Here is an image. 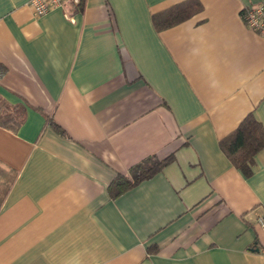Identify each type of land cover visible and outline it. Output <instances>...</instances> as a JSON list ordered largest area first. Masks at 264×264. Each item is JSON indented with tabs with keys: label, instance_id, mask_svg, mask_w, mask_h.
I'll return each instance as SVG.
<instances>
[{
	"label": "crops",
	"instance_id": "0c3cea01",
	"mask_svg": "<svg viewBox=\"0 0 264 264\" xmlns=\"http://www.w3.org/2000/svg\"><path fill=\"white\" fill-rule=\"evenodd\" d=\"M0 0V264H264V148L245 176L220 142L264 128V0ZM68 14V15H67ZM156 17V19H155ZM60 127L57 130L54 124ZM152 178L112 196L146 159Z\"/></svg>",
	"mask_w": 264,
	"mask_h": 264
},
{
	"label": "trees",
	"instance_id": "16d2710c",
	"mask_svg": "<svg viewBox=\"0 0 264 264\" xmlns=\"http://www.w3.org/2000/svg\"><path fill=\"white\" fill-rule=\"evenodd\" d=\"M81 6L82 2L78 8ZM201 9V4L192 0L167 11L159 16L161 20H158L157 17V21L161 24L160 27L168 28L186 21ZM24 117L25 110L23 107H11L0 100L1 127L14 129L21 125ZM54 127L60 130L56 124ZM220 147L233 166L248 176L252 172L256 155L264 148V128L251 114L242 121L233 133L221 140ZM168 161L169 159L160 161L156 157L146 159L131 170L130 176L120 175L111 183L109 186L111 195L118 196L152 178Z\"/></svg>",
	"mask_w": 264,
	"mask_h": 264
},
{
	"label": "built area",
	"instance_id": "2783aa9c",
	"mask_svg": "<svg viewBox=\"0 0 264 264\" xmlns=\"http://www.w3.org/2000/svg\"><path fill=\"white\" fill-rule=\"evenodd\" d=\"M81 2L82 0H32L30 4L38 16H43L55 9L62 8L67 11L71 7H79ZM243 21L249 29L264 39V4L253 5L245 10ZM259 223L264 227V219H259Z\"/></svg>",
	"mask_w": 264,
	"mask_h": 264
}]
</instances>
